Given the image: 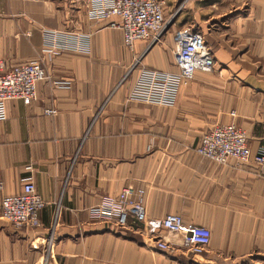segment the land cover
I'll list each match as a JSON object with an SVG mask.
<instances>
[{
    "label": "crops",
    "instance_id": "obj_1",
    "mask_svg": "<svg viewBox=\"0 0 264 264\" xmlns=\"http://www.w3.org/2000/svg\"><path fill=\"white\" fill-rule=\"evenodd\" d=\"M165 1L162 39L128 49L119 29L86 18L87 0H0V61L39 60L47 71L36 100L7 102L0 121V204L28 179L45 204L37 229L0 213V264H43L53 224L56 264H264V168L195 152L228 123L252 155L264 150V0ZM181 27L203 36L213 69L196 72L172 107L129 101L141 67L175 70ZM124 187L145 191V222L89 218ZM174 214L210 230L202 255L160 226Z\"/></svg>",
    "mask_w": 264,
    "mask_h": 264
},
{
    "label": "built area",
    "instance_id": "obj_2",
    "mask_svg": "<svg viewBox=\"0 0 264 264\" xmlns=\"http://www.w3.org/2000/svg\"><path fill=\"white\" fill-rule=\"evenodd\" d=\"M164 6V0H87L85 14L89 21L107 22L110 28L119 29L124 46L132 49L138 41L149 44L159 41L166 29ZM51 41L55 45L56 36ZM173 61V72L141 67L128 92V100L172 107L179 89L187 86L196 72L210 71L214 67L213 54L203 36L189 27L176 31ZM46 79L47 71L39 60L9 68L0 61V121L6 119L7 102L17 100L31 104L36 100V84ZM46 113L52 114L53 111L47 110ZM195 152L199 157L220 165L234 160L236 164L253 162L264 168V150L252 155L245 132L233 123L209 129L201 136ZM144 201V190L124 187L116 197H104L100 203L89 208L88 216L93 221L124 228L130 217L145 222ZM44 206V201L28 179L23 182L19 193L1 199V218L16 228L37 229L40 227L39 213ZM160 226L168 233L180 235L193 255H202L210 243L209 229L187 224L178 214L166 216ZM56 231V224H53L43 264H56L52 255ZM156 247L164 253L172 252V247L165 241L157 242Z\"/></svg>",
    "mask_w": 264,
    "mask_h": 264
},
{
    "label": "rangeland",
    "instance_id": "obj_3",
    "mask_svg": "<svg viewBox=\"0 0 264 264\" xmlns=\"http://www.w3.org/2000/svg\"><path fill=\"white\" fill-rule=\"evenodd\" d=\"M164 1H165V0H164ZM165 5H166V1H165ZM164 8H165V6H164ZM179 9H180V8H178L176 11L174 10V13H173L174 15H173V16L176 17V16L179 14V12H178ZM165 30H166V29H165ZM164 34H165V31L161 34L160 39H162V37L164 36Z\"/></svg>",
    "mask_w": 264,
    "mask_h": 264
}]
</instances>
